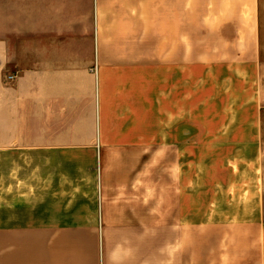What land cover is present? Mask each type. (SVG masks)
<instances>
[{"label":"crops","instance_id":"1","mask_svg":"<svg viewBox=\"0 0 264 264\" xmlns=\"http://www.w3.org/2000/svg\"><path fill=\"white\" fill-rule=\"evenodd\" d=\"M196 94L200 140L239 160L216 204L259 207L197 231L174 161ZM263 110L264 0H0V173L64 143L91 161L68 191L40 163L34 197H0V264H264Z\"/></svg>","mask_w":264,"mask_h":264},{"label":"rangeland","instance_id":"2","mask_svg":"<svg viewBox=\"0 0 264 264\" xmlns=\"http://www.w3.org/2000/svg\"><path fill=\"white\" fill-rule=\"evenodd\" d=\"M195 88V87H194ZM197 89V87H196ZM197 92V90H196ZM191 126H190V138L191 141L185 143V149H189L185 151L184 158H176L174 159L176 166L178 164H182L184 161L186 170L188 171L189 176V185H190V199H191V216H192V230H198V224H206L204 223V218L207 217H214V215L218 214H231V213H240L245 214L252 211H257L259 207L256 206H248V205H218L216 204L215 198H219L220 196L225 197V189H222V186L219 185V188L215 185V181L219 180L222 181L225 179V183L223 185H230V178H231V168L233 163L239 161L238 159L226 157V149L221 147L222 143L210 142L205 140H200V132L204 130H213L215 127H200L199 125V111L197 109V94L192 97V110H191ZM262 117H264V110L262 112ZM64 132L74 133L76 132L75 127H65ZM81 130V133L86 132V126H82L78 128ZM80 132V131H79ZM158 149L164 148L163 145L165 143H158ZM59 151H62L61 157L55 161V158H44L39 159L35 156L32 152V157L30 158V165H31V173L30 175H26L21 173V165H22V158L21 159H14V170L13 173H0V186L2 183L7 181V177H10V188L9 189H0V197L9 196L11 198H18L21 199L23 197H34L36 194V186L35 184L38 182L40 178V174L37 172L38 165L43 163L47 166V173L43 174V180L46 182L54 181L55 178L60 179L64 184L61 188L65 190H69L72 185L75 183L71 178L73 173L75 175V179L77 180L78 175L75 174L78 172V168H82L83 171L86 172L87 166L91 163L90 159H88L86 155L87 145L84 142L79 143H64L61 147H57ZM151 149V148H148ZM33 151V150H32ZM78 152V156L76 154ZM224 155V156H223ZM152 158L149 156H145L143 161V173L144 175H148L146 165ZM258 164L260 163L261 169L262 166L264 168V158L256 159ZM20 164V165H19ZM61 167L59 172L55 174L56 170L53 168L55 166ZM159 182L161 184L162 180H165V169H166V158L160 157L159 159ZM100 166L99 160L96 163V167ZM20 167V168H18ZM51 167V169H49ZM12 168V171H13ZM17 169H20L19 171ZM11 171V172H12ZM240 175H241V168H240ZM164 172V176L162 173ZM244 172V168H243ZM246 172V170H245ZM239 175L240 179L241 176ZM42 176V175H41ZM81 176V177H80ZM85 178L86 175H79L80 178ZM253 175H251L252 177ZM254 177V176H253ZM27 178V179H26ZM164 178V179H162ZM80 180V179H79ZM24 181L26 184H24ZM30 181V182H29ZM78 181V180H77ZM145 182L150 183V179L145 178ZM254 183V182H253ZM30 189V191H29ZM244 191H239V196H243ZM220 197V198H221ZM203 221V223H201ZM208 223V222H207ZM197 232L196 234H192V248L197 249Z\"/></svg>","mask_w":264,"mask_h":264},{"label":"built area","instance_id":"3","mask_svg":"<svg viewBox=\"0 0 264 264\" xmlns=\"http://www.w3.org/2000/svg\"><path fill=\"white\" fill-rule=\"evenodd\" d=\"M13 79V77H9V80H12Z\"/></svg>","mask_w":264,"mask_h":264}]
</instances>
